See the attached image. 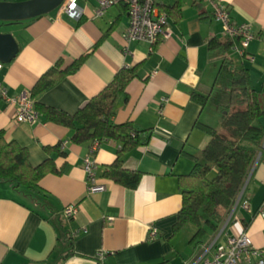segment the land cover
<instances>
[{
  "label": "crops",
  "instance_id": "1",
  "mask_svg": "<svg viewBox=\"0 0 264 264\" xmlns=\"http://www.w3.org/2000/svg\"><path fill=\"white\" fill-rule=\"evenodd\" d=\"M217 1L230 8L234 25L250 24L256 35L264 32V0ZM175 2L157 0L169 7ZM180 3L182 19H170L171 37L155 47L124 42L129 15L123 6L111 7L95 19L97 0L78 1L80 18L56 10L11 24V33L0 29L13 34L20 46L15 60L0 71V87L11 98L30 95L37 81L59 61L65 69L86 56L76 73L34 98L35 103L71 115L103 91L120 70L139 65L138 77L125 90L127 95L116 102L113 121L132 122L145 143L123 158L126 169L143 176L136 189H126L103 178L121 142L105 141L91 153V143L70 142L71 130L43 116L34 124L16 123V109L0 96V131L7 141L25 147L34 167L51 157L58 169L63 168L61 175L48 174L35 189H15L0 182V264H98L100 253H106V264H166L173 258L178 235L174 228L182 208L179 178L192 172V157L200 158L210 142L198 124L219 128L212 124L214 113L222 116L214 87L221 57L210 50L209 41L227 40L208 6L195 0ZM247 53L253 61L231 56L250 70L253 86L260 90L264 87V43L253 40ZM193 93L211 98L202 106L193 100ZM61 143H65L66 157L44 151ZM86 159L94 166L93 182L83 166ZM92 184L105 186L104 191L91 193ZM247 184L250 209L237 208L227 234L246 233L257 249L264 250L260 214L264 210V150ZM73 203L78 204V213L66 219L63 211ZM153 231L155 239L149 237ZM191 240L189 244L197 248Z\"/></svg>",
  "mask_w": 264,
  "mask_h": 264
},
{
  "label": "trees",
  "instance_id": "2",
  "mask_svg": "<svg viewBox=\"0 0 264 264\" xmlns=\"http://www.w3.org/2000/svg\"><path fill=\"white\" fill-rule=\"evenodd\" d=\"M181 0L172 6L155 3L160 12L170 19H182ZM157 46V45H156ZM232 43L217 38L209 41L211 51L220 55V66L215 81L218 100L221 103L219 128L198 124L210 136L200 158L192 157L195 166L188 176L179 178L182 191V208L174 233L178 234L191 223L196 228L191 243L201 244L209 229L218 230L222 221L234 206L238 195L252 176L259 154L264 150V87L253 86V79L243 62H235L231 56ZM86 57V56H85ZM77 59L65 69L62 61L51 68L35 84L32 98L59 84L65 77L76 73L85 61ZM140 66L120 70L114 80L85 106L71 115L62 110L35 103V109L48 122L72 131L71 141L76 145L91 143L100 147L105 141L122 143L117 158L104 172L103 178L114 181L126 189H136L142 180L139 171L124 167L123 158L130 151L144 145L140 133L132 122L116 124L113 121L118 100L127 95L129 84L138 77ZM211 95L193 93V100L204 106ZM47 155L66 157L63 143L44 147ZM29 152L15 141H7L0 131V182L9 183L15 189L38 188L41 179L48 174L61 175L63 168L56 167L55 160L46 159L41 166L29 162ZM72 246V245H71ZM69 253L68 256H72Z\"/></svg>",
  "mask_w": 264,
  "mask_h": 264
},
{
  "label": "built area",
  "instance_id": "3",
  "mask_svg": "<svg viewBox=\"0 0 264 264\" xmlns=\"http://www.w3.org/2000/svg\"><path fill=\"white\" fill-rule=\"evenodd\" d=\"M79 0H66L59 9L65 14H74L80 18L83 13L78 7ZM98 9L95 13V19L102 17L104 13L111 7L123 6L127 9L129 17V25L123 34L124 42L127 44L133 42H146L155 47L161 42V39H169L172 35L170 17L166 13L160 12L156 6L157 0H97ZM208 6L212 11L213 19L223 26V31L228 40L231 41V54L238 55L241 59L253 57L248 55L247 48L250 43L259 39L264 43V32L260 35L253 33L250 24L234 25L230 8L217 0H195ZM4 65L0 63V71ZM4 87H0V96L8 104L13 105L16 109L15 122L18 124L29 123L34 124L40 121V114L35 109V102L31 95H22L17 98L7 96ZM65 143L63 148L65 149ZM99 148L95 144L91 153ZM84 169L87 173L89 181L93 182L94 166L88 159L84 162ZM251 176L244 183L242 191L238 195L234 206L231 208L227 216V220L223 221L210 242L203 246L201 254L193 259L191 264H264V250L257 249L252 243V238L246 233H239L230 236L227 234L231 226L232 220L235 218L237 208L248 211L250 202L246 198L247 187ZM105 186L92 184L89 191L91 193L104 191ZM264 208V206H263ZM78 213V204L73 203L65 207L63 216L67 219L74 218ZM264 220V210L260 213ZM157 233L153 231L150 234L151 239H155ZM106 253L98 255V264H106Z\"/></svg>",
  "mask_w": 264,
  "mask_h": 264
},
{
  "label": "water",
  "instance_id": "4",
  "mask_svg": "<svg viewBox=\"0 0 264 264\" xmlns=\"http://www.w3.org/2000/svg\"><path fill=\"white\" fill-rule=\"evenodd\" d=\"M66 0H28L10 2L0 0V23L5 25L22 23L53 13ZM13 34L0 32V63L11 64L20 52Z\"/></svg>",
  "mask_w": 264,
  "mask_h": 264
},
{
  "label": "rangeland",
  "instance_id": "5",
  "mask_svg": "<svg viewBox=\"0 0 264 264\" xmlns=\"http://www.w3.org/2000/svg\"><path fill=\"white\" fill-rule=\"evenodd\" d=\"M15 2H22V1H15ZM0 25L4 26V27L1 26L0 29L10 31V33L14 29L13 25L10 26V25H5L3 23H0ZM214 115H215L213 118L214 123L212 124H214L213 125L214 127H217L220 125L219 123H221L222 116L217 113H214ZM225 220H227V218H225ZM195 232H196V228L190 223L183 229L182 232L178 233L173 243V245L175 246L174 247L175 254L173 255V258L170 259L169 262H167L166 264H191L194 261L193 259L197 258L201 254L203 246H206L210 242L212 237L215 235V232L212 229H209L208 233L205 234L206 236L202 240V243L198 244V246H196L197 248H195L193 247V245L189 244V241L192 239L193 234H195Z\"/></svg>",
  "mask_w": 264,
  "mask_h": 264
}]
</instances>
